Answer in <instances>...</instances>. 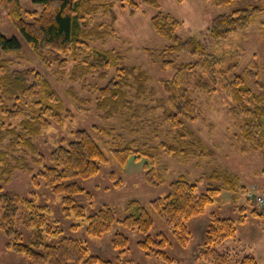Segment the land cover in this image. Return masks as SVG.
I'll return each mask as SVG.
<instances>
[{"label": "trees", "instance_id": "trees-1", "mask_svg": "<svg viewBox=\"0 0 264 264\" xmlns=\"http://www.w3.org/2000/svg\"><path fill=\"white\" fill-rule=\"evenodd\" d=\"M2 1L25 41L44 63L50 66L57 64L61 73L73 60L93 70L116 67L115 76L99 88L98 107L104 110L106 117L123 114L126 120L136 124H128L131 131L140 133L145 126L156 124L144 118L143 113L154 112L159 107L163 109L164 121L175 133L174 138L178 136L177 146L163 142L151 145L132 139L124 144L114 142L112 147L115 159L121 165H125L131 157L146 158L144 180L147 184L160 187L166 181L165 171L159 167L160 159L156 153L159 148L176 156L193 153L206 155L203 141L191 126L201 115L196 91H223L231 101L229 113L238 126L235 138L245 143L246 151L258 150L264 158V68L258 60H254L240 72L242 55L239 47L210 50L208 44L197 35L182 36L179 30L183 22L159 10L151 17V24L159 35L167 39L168 44L161 50L146 49L154 61L161 63L162 68H171L172 74L160 81L166 96L157 99V105L148 106L143 102L147 97L155 100L156 91L148 84L150 77L147 70L126 64L123 54L116 49L91 45V40L104 39L115 29L112 28L113 23L89 26L87 14L98 8L90 4V0H32L33 4L42 7L40 12L25 10L21 0ZM121 1L124 7H129L131 14L136 13L143 3L160 8L159 0ZM210 1L217 6H227L235 0ZM258 1L231 13L216 15L207 30V38L215 43L248 28L257 16L264 13V0ZM98 5L104 6L114 20L117 18L112 2ZM22 46L19 37L0 31V182L16 169L28 170L32 173L31 180L36 189L44 185L61 195L64 215H74L82 220L86 224L87 234L100 237L119 223L144 234V240L139 241L138 245L149 252L170 245L164 232H158L159 239L151 233L155 228L153 211L172 230L176 243L186 246L192 238L189 220L201 214L209 204H222V193L228 191L233 194L232 200L236 203L233 209L239 213V217L236 220L212 212L200 255L224 264H258L255 255L246 253L243 248H233L235 253L231 254L223 253L216 247L227 239L239 240L237 223H242L249 214L264 216V211L254 207L252 199L248 197V193L253 191H248L241 178L228 170L217 168L194 181L181 173L169 182L166 193L151 199L149 205L138 199H130L120 212L108 203L95 206V195L83 182L102 171L108 162L106 153L100 141L88 129L74 131L71 140L58 145L48 157L39 152L33 138L51 124L71 119L73 112L66 108L60 94L42 71L12 68L13 61L3 57V53L18 51ZM180 52H186L195 59L178 63L174 55ZM81 57L82 60H79ZM10 102H13L12 106ZM23 104L28 105V112ZM18 119L20 121L14 125L13 122ZM141 119H145V123H141ZM189 137H193L194 141ZM7 139L9 144L6 146L4 143ZM23 149L31 150L38 169L31 167L24 155L16 154ZM262 172L264 174V169ZM111 176L115 180L114 173ZM203 180L207 181V187L199 191L198 185ZM239 193L245 194L248 204L251 202L252 209L248 213L247 203H237ZM48 213L49 206L39 204L34 191L22 195L0 185V230L12 237L8 246L26 254L30 264H122L91 254L86 240L80 237L62 235L56 242H45L43 231L52 235L62 234L59 228L53 230ZM18 220L21 225L34 230L27 241L16 228ZM81 225L76 223L74 226ZM112 244L120 254L125 255L129 239L118 231L112 238ZM156 253L169 263L174 260L164 250Z\"/></svg>", "mask_w": 264, "mask_h": 264}, {"label": "rangeland", "instance_id": "rangeland-1", "mask_svg": "<svg viewBox=\"0 0 264 264\" xmlns=\"http://www.w3.org/2000/svg\"><path fill=\"white\" fill-rule=\"evenodd\" d=\"M21 1L25 10H38V12L42 10V7L33 4L32 0ZM136 1L141 2L142 0ZM108 2L113 3V10L117 16L115 20L104 6L98 5ZM253 2L259 1L235 0L230 5L217 6L210 0H159L160 8L143 3L136 13L131 14L129 7H124L121 0H90L89 3L98 6V8L95 12L87 14L89 26L91 27L95 23L108 25L113 23L112 28L115 29L113 34L106 35L104 39L91 40V45L102 49H116L123 54L126 64L147 70L150 77L148 84L155 89L156 99L151 101V98L147 97L143 103L154 106L157 105V99L166 96L160 81L171 76L172 69L162 68L161 63L154 61L146 49L161 50L168 44L167 39L159 35L153 28L151 17L159 10L172 14L183 22L179 30L182 36L197 35L205 44H208L210 50L239 47L242 55L239 71L242 72L254 60H258L264 68V13L257 16L254 23L248 28L237 31L229 38L215 43L207 38V30L216 15L231 13ZM28 19L32 20V17ZM0 31L9 36H17L22 41L23 46L20 50L3 53L4 58L13 61L12 68H35L42 71L60 94L66 108L73 112L71 119H66L59 124L53 123L33 138L39 152L48 157L58 145L71 140L74 131L78 129H88L100 141L108 162L97 176L83 182V185L94 193L95 206L108 203L120 212L130 199H138L149 205L151 199L166 193L169 182L179 174H186L194 181L202 174H209L217 168L228 170L239 176L241 182L246 184L248 191L263 192L264 158L258 150L249 149L246 151L245 143L235 138L238 126L229 113L231 101L223 91L218 90L214 93L196 91L201 115L191 123V126L203 141L205 145L203 151L206 155L200 156L193 153L189 156H176L159 148L156 153L160 159L159 167L165 171L166 181L160 187H154L144 180L146 158L131 157L125 165H121L117 163L112 147L115 145L114 142L124 144L132 139L151 145H159L163 142L177 146L178 136L174 138L175 133L170 130L168 122L164 121L163 109L159 107L154 112L143 113L144 118L156 122L152 126L155 129L145 126L140 133L132 132L128 124L134 125L135 123L126 120L125 115L116 113L111 117H106L104 110L98 107L99 88L108 84L115 76V66L93 70L83 66L78 60H73L69 62L64 73H61L57 64L50 66L44 63L37 52L25 41L2 0H0ZM174 59L181 63L192 61L195 57L186 52H180L178 55H174ZM79 60H82V57ZM128 90L133 92L130 88ZM12 105L13 102H10V106ZM23 106L28 112V105L23 104ZM19 121L20 119L14 121L13 124H18ZM134 121L137 123L135 119ZM142 122L145 123V119H141ZM189 140L194 141L193 137H189ZM8 144L7 139L4 145ZM196 150L198 152L199 148ZM16 154L24 155L30 166L35 170L38 169L31 150L23 149ZM112 173L115 175V180L112 179ZM31 178L30 171L16 169L12 175L6 177L5 181L0 182V185L8 191L22 195H28L34 191L38 203L49 206L48 220L53 230L59 228L62 230V234L52 235L53 233L49 234L43 231L45 242H56L62 235L80 237L86 240L91 254L100 255L122 264H224L218 261L213 262L212 259L200 255L205 231L211 221L210 215L212 212H217L221 216H230L236 220L239 217V213L233 209L236 204L232 200L233 194L224 191L222 204L217 202L209 204L201 214L189 220L192 238L188 245L182 246L176 243L172 230L153 211L155 228L151 233L159 239L158 232H164L170 245L164 248H155L156 251L149 252L142 250L138 245L139 241L144 240V234L119 223L114 224L111 230L100 237L87 234L86 224L82 220L77 219L74 215L71 217L64 215L61 208V195L53 193L44 185L36 189ZM198 186L199 191L204 190L207 187V181H201ZM237 198L238 205L248 204L244 193H239ZM251 202L254 207L260 209L253 200ZM250 204L247 205V213L252 209ZM88 212H90L89 207ZM76 223L82 225L75 227ZM237 227L239 240L227 239L216 247L223 253L231 254L235 253L233 248H243L246 253L250 252L255 255L258 264H264V216L249 214L246 220L240 224L237 223ZM16 228L23 234L24 241H27L34 233L32 228L21 225L19 220ZM118 231L129 239L125 255L120 254L112 244V238ZM11 240L12 237L0 230V264H30L31 261L26 254L16 252L8 246V242ZM160 249L173 257V262L169 263L158 256L156 252Z\"/></svg>", "mask_w": 264, "mask_h": 264}, {"label": "built area", "instance_id": "built-area-1", "mask_svg": "<svg viewBox=\"0 0 264 264\" xmlns=\"http://www.w3.org/2000/svg\"><path fill=\"white\" fill-rule=\"evenodd\" d=\"M248 197L251 198L256 205L264 211V193L249 192Z\"/></svg>", "mask_w": 264, "mask_h": 264}]
</instances>
